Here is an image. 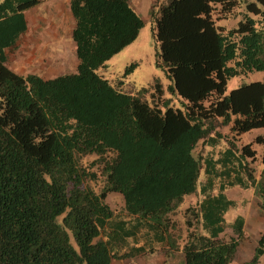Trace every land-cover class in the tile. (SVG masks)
Masks as SVG:
<instances>
[{"label": "trees", "instance_id": "16d2710c", "mask_svg": "<svg viewBox=\"0 0 264 264\" xmlns=\"http://www.w3.org/2000/svg\"><path fill=\"white\" fill-rule=\"evenodd\" d=\"M39 1L0 0V264L124 257L101 236L117 211L105 200L112 191L120 209L173 228L179 264H264V229L243 255L245 216L227 218L238 202L226 191L251 188L264 210V79L226 93L230 76L264 70V0H167L151 10L182 108L157 79L131 93L96 71L143 25L129 0H69L74 71L14 70L9 51ZM215 12L241 18L226 29ZM252 128L260 152L232 135ZM181 204L182 222L173 218Z\"/></svg>", "mask_w": 264, "mask_h": 264}, {"label": "rangeland", "instance_id": "374dc122", "mask_svg": "<svg viewBox=\"0 0 264 264\" xmlns=\"http://www.w3.org/2000/svg\"><path fill=\"white\" fill-rule=\"evenodd\" d=\"M166 1L140 0V2H136L135 6L143 18V25L139 29L136 38L109 57L104 65L98 66L96 71L107 78L111 84L131 93H136L141 87H148L151 90V85L157 79L163 88V95L170 98V105L182 108L186 100L177 93L171 92L168 88L171 80L166 75L165 66L160 64V57L158 55L159 42L155 34L156 23L155 18L151 16V10H156L160 4ZM216 6L220 9L219 4H216ZM236 9L240 10V8ZM218 15L219 13L217 12L213 13L216 25L224 26L226 29L237 26L238 20L241 18L240 13L230 14L227 17H218ZM39 21L35 20L34 25L36 29L34 31H23L19 35L15 46L9 51V66L21 74L40 72L42 54L40 50ZM64 44L66 48L69 45L68 42H64ZM64 56L67 62L71 61L70 54H64ZM133 62L136 63L135 66L126 71V67ZM262 79H264V70H252L247 73L230 76L226 81V93L243 83ZM146 97L150 98L149 92L146 93ZM226 127L223 130L230 135V132H228L230 130L229 125ZM258 131H261V129L252 128L240 135L234 133L232 135L236 137L238 143L252 141V146L260 152L262 145L254 141V136ZM93 155L95 154H88V157ZM226 191L230 197L235 198L238 202L236 209L229 210L227 218L232 219L236 212H240L245 216L244 234L241 239L242 246L240 247V251L243 255H249L255 237L264 229V210L257 205L251 188L244 189L235 186L228 188ZM193 196L194 194H191L187 196V199ZM105 200L113 208H117V210L120 209L118 206L124 203L122 194L116 191L109 192ZM182 206L183 204L179 206L178 212L173 215L174 219L181 220V222L183 219ZM123 259L114 260V264H126L128 262L127 258L124 262Z\"/></svg>", "mask_w": 264, "mask_h": 264}, {"label": "crops", "instance_id": "0c3cea01", "mask_svg": "<svg viewBox=\"0 0 264 264\" xmlns=\"http://www.w3.org/2000/svg\"><path fill=\"white\" fill-rule=\"evenodd\" d=\"M129 1L140 14L135 6L140 0ZM68 2L69 0H40L24 11L27 22L25 31H34L35 20H40L42 57L39 73L44 77L74 71L78 63L71 38L74 18ZM33 14L36 15L35 19ZM64 42L69 43L67 48ZM64 54L71 55L70 62L65 60ZM170 231H173L172 227L152 225L147 218L130 214L121 208L104 225L101 236L110 242L113 249L125 254L122 259L124 258V262L127 258L126 264H179L182 261V252L172 246L174 236H171ZM178 241L181 243L180 239ZM114 263L112 260L111 264Z\"/></svg>", "mask_w": 264, "mask_h": 264}]
</instances>
